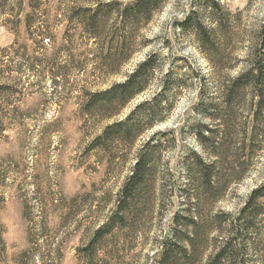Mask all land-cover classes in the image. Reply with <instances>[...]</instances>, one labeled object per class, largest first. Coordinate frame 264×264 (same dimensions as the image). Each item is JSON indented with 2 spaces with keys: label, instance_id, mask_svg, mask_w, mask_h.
<instances>
[{
  "label": "rangeland",
  "instance_id": "374dc122",
  "mask_svg": "<svg viewBox=\"0 0 264 264\" xmlns=\"http://www.w3.org/2000/svg\"><path fill=\"white\" fill-rule=\"evenodd\" d=\"M111 1L0 0V264H156L175 215L186 207L184 159L192 152L209 159L196 127L218 121L198 104L223 103L222 87L250 64L264 21V0H167L136 32V46H147L119 74L102 77L95 73L102 42L79 26L78 14ZM117 1L121 8L133 0ZM152 52L159 54V68L144 93L111 119L83 114L90 92L124 81ZM169 72L172 90L183 87L169 94L175 106L163 109V122L134 145L107 153L90 149L107 125L159 92ZM250 100L247 93L235 110L237 130L245 123L251 127ZM222 109L213 113L226 120ZM168 130L160 136L164 149L149 204L125 227L104 233L93 252L90 242L110 217L138 149L155 132ZM254 149L252 161L240 169L244 178L221 200L207 207L202 200L189 204L199 222L213 223L202 229L205 242L182 245L194 256L176 254L178 264H209L229 239L240 256L235 264H264V214L245 215L234 229L228 225L264 184V139Z\"/></svg>",
  "mask_w": 264,
  "mask_h": 264
},
{
  "label": "trees",
  "instance_id": "16d2710c",
  "mask_svg": "<svg viewBox=\"0 0 264 264\" xmlns=\"http://www.w3.org/2000/svg\"><path fill=\"white\" fill-rule=\"evenodd\" d=\"M166 2L167 0H133L118 8L121 4L114 0L80 12L79 26L96 41L102 42L96 57L101 64L96 68L98 72L95 73H99L102 77L119 74L123 65L132 59L138 49L147 46L146 43L136 46V32L156 13L161 12ZM114 9L117 11L115 12ZM110 21H113L114 25L109 26ZM185 25L186 22L181 23L182 27ZM158 59L159 54L152 52L124 81L116 82L101 91L90 92L83 105V114L97 115L106 120L120 114L128 103L148 89L150 80L159 68ZM249 61L248 67L236 79L222 87L221 105L212 101L206 103L203 99L198 104L205 109L203 113L212 122L218 121L216 126L200 123L196 127L198 142L209 159L197 152H192L184 159L183 165L188 179V184L183 190L186 207L175 215L172 234L163 238L156 264H178L176 254L183 257L193 255L182 246L184 243L194 248L205 242L207 236L202 229H210V224L213 222L208 220H206L207 224L199 222L190 214L189 204L196 200L199 205L202 200L207 207L221 200L232 183H238L244 178L242 174L244 172L240 169L244 171L245 163L253 159L256 143L264 139V21ZM170 83L169 72L164 76L159 92L151 99L137 104L125 119L107 125L93 139L90 149L107 153L113 147L134 145L146 129L154 128L163 122L165 120L161 115L163 109H172L175 106L169 94L174 91L176 95L183 87L175 84L172 90ZM247 93L251 94L247 107L250 119L248 122L251 123V127L249 129L245 123L240 131L234 127L239 117L235 110ZM218 107L223 108L226 120L218 118L213 113ZM168 132L169 130L155 132L138 149L131 173L119 191L110 217L90 242L93 252L96 242L104 233L109 234L115 228L125 227L126 220L131 215L138 213L139 210L143 211V205L149 204L155 186L152 185L155 183L154 168L159 161V154L164 149L160 136L165 137ZM170 132L173 133L171 130ZM260 214H264V184L251 193L242 208L241 215L232 222L228 221V225L232 224L234 229L245 215H251L252 219H256ZM186 230L190 232L187 236L183 234ZM232 242L231 239L225 241L216 254L210 257L209 264L223 263L225 259L230 264H235L240 256L233 249L231 250Z\"/></svg>",
  "mask_w": 264,
  "mask_h": 264
}]
</instances>
